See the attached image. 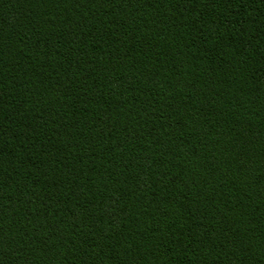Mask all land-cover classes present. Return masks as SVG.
I'll use <instances>...</instances> for the list:
<instances>
[{
    "label": "trees",
    "instance_id": "trees-1",
    "mask_svg": "<svg viewBox=\"0 0 264 264\" xmlns=\"http://www.w3.org/2000/svg\"><path fill=\"white\" fill-rule=\"evenodd\" d=\"M0 264H264V0H0Z\"/></svg>",
    "mask_w": 264,
    "mask_h": 264
}]
</instances>
